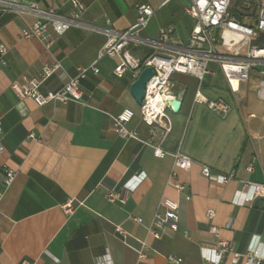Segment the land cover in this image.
<instances>
[{
  "label": "crops",
  "instance_id": "0c3cea01",
  "mask_svg": "<svg viewBox=\"0 0 264 264\" xmlns=\"http://www.w3.org/2000/svg\"><path fill=\"white\" fill-rule=\"evenodd\" d=\"M19 1L63 15L72 11L70 0ZM79 2L81 25L60 35L48 26L42 36L28 39L20 32L37 20L36 15L0 9V44L6 47L5 65L0 68V171L5 165L15 171L0 200V264L23 260L94 264L98 258L101 264H175L167 260L168 254L180 257L178 264H210L204 257L208 255L205 247L214 245L211 225L219 227V236L239 252L246 250L251 235H260L264 241V202L253 206L254 199L243 204L235 201L243 180L264 182V101L259 97L262 102L239 100L236 94L244 82L232 79L230 87L212 62L215 68L204 77L200 90L229 103L228 114L219 117L193 101L197 78L173 74L174 88L179 91L176 85H182L184 91L178 111L168 110L172 131L164 142L168 153L163 157H156L151 146L114 132L113 117L129 109L133 114L126 126L142 141L149 137L139 104L130 93L134 70L115 75L119 57L99 58L102 45L112 32L125 31L135 22L140 2L154 9L143 36L153 37L160 28H169L172 40L185 41L192 27V19L183 12L189 1ZM146 49L132 48L130 53L142 59ZM56 62L59 67L42 82L40 91L55 90L78 69L86 68L79 79L83 103L37 106L11 91V81L36 76L44 65ZM30 133L33 138L28 137ZM176 150L191 158L189 169H175L174 180L184 185L182 192L168 183L171 153ZM249 163L250 172L245 169ZM203 165L233 177L223 184L212 182L202 175ZM137 172L144 177L124 203L104 197ZM165 198L178 202L177 229L166 227L156 239L148 227L155 210H163L159 204ZM141 249L145 256L139 258ZM219 264H233L230 254Z\"/></svg>",
  "mask_w": 264,
  "mask_h": 264
},
{
  "label": "built area",
  "instance_id": "2783aa9c",
  "mask_svg": "<svg viewBox=\"0 0 264 264\" xmlns=\"http://www.w3.org/2000/svg\"><path fill=\"white\" fill-rule=\"evenodd\" d=\"M183 7V12L188 15L193 23L185 41L178 42L171 39V29L160 28L153 37H145L141 34L149 20L154 14V9L146 2L136 5L135 22L125 31L112 32L107 41L102 45L98 57L104 55L119 57V62L113 69V73L121 76L127 68L134 70L137 77L139 72L146 66L152 68L153 74L146 82L145 93L139 104V115L142 122L148 126L149 137L145 141L138 138L134 130L129 129L126 124L132 116V111L124 109L120 114L113 117L114 132L122 138H134L144 145L153 149L156 157H163L168 153L164 148L166 138L171 134L172 123L168 114L170 102L175 100L176 95L172 92L174 83L172 76L175 73L191 75L198 79L199 86L196 89L193 101L205 104L208 110L219 117H224L230 110L229 103L221 98H209L200 90V83L204 77L211 74L208 68L210 62L217 64L222 75L232 87L231 80L248 82L255 76V92L264 101V0H254L255 12L252 23L243 22L231 9L240 5L248 9L253 0H188ZM237 1V2H236ZM72 11L69 15L55 12L53 9H41L36 5H22L19 0H0V9L3 11H30L36 15L37 20L23 27L20 32L22 38L28 39L33 36L40 37L46 28L51 26L56 34H63L72 26L81 25L79 12L82 4L79 0H70ZM144 47L150 50L142 59L134 57L130 50L132 48ZM6 47L0 44V68L5 65L4 55ZM59 67L56 62L52 65H44L36 76L13 80L10 89L20 99H29L37 106L46 103H67L70 101L83 103V91L79 79L84 77L86 68L78 69L75 76L70 77L66 83L55 90L41 92L42 82ZM94 72L98 69L90 65ZM264 120V113H263ZM33 138V134L28 135ZM0 145V152L2 151ZM173 167L169 175L168 183L178 192H182L184 185L174 180L175 169H189L191 158L176 150L171 153ZM246 171L252 170V164L245 167ZM201 173L212 182L223 184L229 181L232 174L213 173L209 167L202 166ZM15 177V171L8 166H3L0 171V200L7 186ZM136 177L137 180L132 182ZM144 174L137 172L129 179L123 181L119 188L110 189L105 192L104 197L110 202L124 203L126 195L132 192L137 184L143 179ZM236 202L243 204L260 198L264 202V182L256 183L243 180L241 188L237 191ZM189 195H185L188 199ZM70 203L67 205L69 208ZM153 214L148 233L154 238L160 237V230L170 227L177 229L178 224V202L165 198ZM136 222H141L140 217L133 216ZM215 237L214 245L205 249L208 255L204 259L210 264H219L222 257L230 254L231 263L237 264H263L264 241L260 235H251L249 243L244 252L234 249L233 245L219 236V227L211 225L210 228ZM145 246L144 243L142 245ZM145 256L143 250H139L138 257ZM167 260L178 264L180 257L171 254L166 256ZM21 264H29L23 260ZM94 264H101L98 258Z\"/></svg>",
  "mask_w": 264,
  "mask_h": 264
},
{
  "label": "water",
  "instance_id": "95a60500",
  "mask_svg": "<svg viewBox=\"0 0 264 264\" xmlns=\"http://www.w3.org/2000/svg\"><path fill=\"white\" fill-rule=\"evenodd\" d=\"M152 74H153L152 68L146 66L139 72L136 79L131 83L130 93L137 104H140L142 102L145 93L146 82L149 80ZM176 86H178L179 91H177L174 87L172 88V92L176 95V98L175 100L170 102V109L173 112L178 111L181 103V97L184 91V87L182 85L177 84ZM261 202H262L261 199L257 197L253 201V206H258L261 204Z\"/></svg>",
  "mask_w": 264,
  "mask_h": 264
},
{
  "label": "rangeland",
  "instance_id": "374dc122",
  "mask_svg": "<svg viewBox=\"0 0 264 264\" xmlns=\"http://www.w3.org/2000/svg\"><path fill=\"white\" fill-rule=\"evenodd\" d=\"M237 2V1H236ZM232 9L236 10L238 13V15H240V19H242L244 22H249L252 23L253 21V15L255 12V3L253 0V3L250 5V7L248 9H244L242 8L240 5L234 6ZM241 13V14H240ZM191 25H192V21H191ZM146 54L149 53L150 51L146 49ZM208 68L210 70H214V63L210 62L208 64ZM255 76L251 77V79L248 82H244L245 84L243 86H241L240 92H238L236 95L237 97H239L241 100L243 97L248 101V102H255L256 99H258L259 101H261L256 92H255V88L253 87L256 80H255ZM262 102V101H261ZM261 102H256V103H261Z\"/></svg>",
  "mask_w": 264,
  "mask_h": 264
},
{
  "label": "trees",
  "instance_id": "16d2710c",
  "mask_svg": "<svg viewBox=\"0 0 264 264\" xmlns=\"http://www.w3.org/2000/svg\"><path fill=\"white\" fill-rule=\"evenodd\" d=\"M231 11L234 13V14H236L238 17H240V15H238V13L239 12H237L236 10H234V9H231ZM241 14V13H240ZM242 20V19H241ZM243 21V20H242ZM244 22V21H243Z\"/></svg>",
  "mask_w": 264,
  "mask_h": 264
}]
</instances>
